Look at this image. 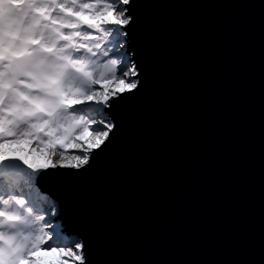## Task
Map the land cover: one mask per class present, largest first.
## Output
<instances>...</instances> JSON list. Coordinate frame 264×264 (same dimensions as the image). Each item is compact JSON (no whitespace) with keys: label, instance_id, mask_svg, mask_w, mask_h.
Listing matches in <instances>:
<instances>
[{"label":"water","instance_id":"1","mask_svg":"<svg viewBox=\"0 0 264 264\" xmlns=\"http://www.w3.org/2000/svg\"><path fill=\"white\" fill-rule=\"evenodd\" d=\"M112 152L45 185L90 264H264V0H140Z\"/></svg>","mask_w":264,"mask_h":264},{"label":"snow or ice","instance_id":"2","mask_svg":"<svg viewBox=\"0 0 264 264\" xmlns=\"http://www.w3.org/2000/svg\"><path fill=\"white\" fill-rule=\"evenodd\" d=\"M32 2L27 31L0 26V264H90L45 185L89 174L143 92L130 42L140 0Z\"/></svg>","mask_w":264,"mask_h":264},{"label":"clouds","instance_id":"3","mask_svg":"<svg viewBox=\"0 0 264 264\" xmlns=\"http://www.w3.org/2000/svg\"><path fill=\"white\" fill-rule=\"evenodd\" d=\"M33 16L32 0H0V26L6 29L27 31L33 23ZM38 65L42 66L44 70H51L52 72L58 70L55 67V61H49L45 58H40Z\"/></svg>","mask_w":264,"mask_h":264}]
</instances>
